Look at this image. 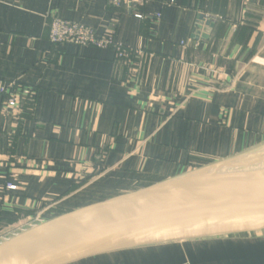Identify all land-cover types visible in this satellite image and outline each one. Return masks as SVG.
Returning <instances> with one entry per match:
<instances>
[{
	"label": "crops",
	"instance_id": "obj_1",
	"mask_svg": "<svg viewBox=\"0 0 264 264\" xmlns=\"http://www.w3.org/2000/svg\"><path fill=\"white\" fill-rule=\"evenodd\" d=\"M200 15L213 23L195 41ZM54 17L110 32L142 66L132 75L111 49L52 45ZM9 84L36 96L21 111L0 98V236L263 146L264 0H0ZM72 264H264V235Z\"/></svg>",
	"mask_w": 264,
	"mask_h": 264
},
{
	"label": "water",
	"instance_id": "obj_2",
	"mask_svg": "<svg viewBox=\"0 0 264 264\" xmlns=\"http://www.w3.org/2000/svg\"><path fill=\"white\" fill-rule=\"evenodd\" d=\"M202 21L200 15L196 35L212 26ZM257 235H264V146L30 228L0 243V264H72L148 246Z\"/></svg>",
	"mask_w": 264,
	"mask_h": 264
},
{
	"label": "built area",
	"instance_id": "obj_3",
	"mask_svg": "<svg viewBox=\"0 0 264 264\" xmlns=\"http://www.w3.org/2000/svg\"><path fill=\"white\" fill-rule=\"evenodd\" d=\"M124 2L130 3V0H108V4L112 7H119ZM136 18L141 19V16L136 15ZM205 22L213 23L209 18L203 17L202 26H204ZM47 33L49 42L57 47L73 44L78 47L89 46L97 49H111L114 52L116 63L126 68L132 75L137 73V68L141 67L143 63L144 54L141 51H132L119 44H115L110 32L98 37L89 27L54 17L49 21ZM35 96V91L28 87L14 84L0 85V98L3 99L4 111H21L24 107H30L34 102ZM5 190L15 191L16 187L10 183H6ZM32 224H34L33 221L28 222L21 229L25 228L26 225L31 226ZM24 231L26 229L21 230V232Z\"/></svg>",
	"mask_w": 264,
	"mask_h": 264
},
{
	"label": "rangeland",
	"instance_id": "obj_4",
	"mask_svg": "<svg viewBox=\"0 0 264 264\" xmlns=\"http://www.w3.org/2000/svg\"><path fill=\"white\" fill-rule=\"evenodd\" d=\"M26 223H28V222H26ZM32 225H35V224H32ZM32 225L31 226H29V225L27 226L26 225L25 228H23V229H21V227L19 226V228L17 229V231L13 235L0 236V243L3 242V241H5V240H7V239L12 238L14 235L20 234L21 230H25V229L28 230V229H30L32 227ZM35 226H37V225H35ZM35 226H33V227H35Z\"/></svg>",
	"mask_w": 264,
	"mask_h": 264
},
{
	"label": "trees",
	"instance_id": "obj_5",
	"mask_svg": "<svg viewBox=\"0 0 264 264\" xmlns=\"http://www.w3.org/2000/svg\"><path fill=\"white\" fill-rule=\"evenodd\" d=\"M194 39H195V41H198L199 40V36L195 34Z\"/></svg>",
	"mask_w": 264,
	"mask_h": 264
},
{
	"label": "bare ground",
	"instance_id": "obj_6",
	"mask_svg": "<svg viewBox=\"0 0 264 264\" xmlns=\"http://www.w3.org/2000/svg\"><path fill=\"white\" fill-rule=\"evenodd\" d=\"M31 228H33V226Z\"/></svg>",
	"mask_w": 264,
	"mask_h": 264
}]
</instances>
